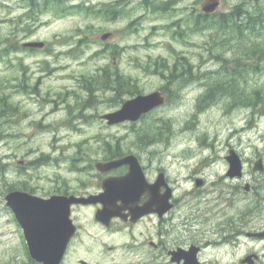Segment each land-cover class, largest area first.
<instances>
[{
    "label": "rangeland",
    "instance_id": "obj_1",
    "mask_svg": "<svg viewBox=\"0 0 264 264\" xmlns=\"http://www.w3.org/2000/svg\"><path fill=\"white\" fill-rule=\"evenodd\" d=\"M116 1L0 0V110L15 109L0 113V264H30L4 196L94 192V164L117 147L122 157H137L153 182L160 171L168 179L188 176L176 190L206 191L208 204L221 191L217 208L236 201L228 209H247L242 203L252 196L242 191L249 185L257 192L255 231L264 230V170L252 171L258 159L264 165V0H219L217 19L201 18L206 0ZM112 5L114 19L105 15ZM220 14L227 16L219 20ZM230 14L239 17L237 27ZM106 33L111 37L101 41ZM25 42L45 48L28 51ZM102 69L131 79L141 96L161 91L166 104L135 124L107 126L101 117L121 103L109 89L92 86ZM238 71L243 77L233 79ZM207 91L214 99L202 102ZM231 149L244 165L241 179L226 175ZM43 156L46 162H35ZM231 190L240 193L232 197ZM79 213L80 221L92 215ZM220 249L227 253L219 264H238L250 251L255 264H264V240L243 238Z\"/></svg>",
    "mask_w": 264,
    "mask_h": 264
},
{
    "label": "flooded vegetation",
    "instance_id": "obj_2",
    "mask_svg": "<svg viewBox=\"0 0 264 264\" xmlns=\"http://www.w3.org/2000/svg\"><path fill=\"white\" fill-rule=\"evenodd\" d=\"M131 1L116 2L123 5ZM174 3V0H170L163 6ZM142 4L147 5L148 0H142ZM109 13L113 17L117 16L118 12L114 5L109 7ZM210 15H216V12ZM142 168L146 176L147 169L143 166ZM127 171L128 167L124 166L107 174L96 173L95 184L91 186L97 189L94 192L84 190L61 195L88 197L100 194L104 179L120 177ZM183 177L184 175L181 178L168 179L163 171H160L157 176L161 178L158 190L143 192L134 199L115 200L110 203L109 207L118 214L108 221L96 219V213L103 208L100 203L72 206L71 220L74 232L60 264H219L222 254L227 253L220 248L229 245L235 248L243 238L255 241V193L257 192L254 188L251 189L246 185L242 191L247 198L252 196L251 203H242L243 208L247 207V209H228L234 206L236 201L224 202L225 207L221 209L215 205V202L220 201L221 191H209L219 194L215 202L208 204L203 195L206 191L176 190L175 186H180L181 182L185 184L188 178L185 176L182 179ZM146 178L149 184L153 183L149 177ZM190 180L193 182L201 180L200 187L204 184L202 179L193 176ZM151 192L157 195L158 210L141 214L138 218L133 217L131 212L136 207L146 212L152 211L154 201L150 200ZM181 193H191V199L185 200L189 196H179ZM238 193L239 190L230 191L232 197ZM249 205L252 207L251 210L248 209ZM85 209L92 211L91 218L80 221L76 213L78 211L81 213V210ZM249 226L252 227L248 229ZM217 251L218 254H215L217 257L208 258L209 254ZM230 255L234 258L232 253ZM29 263L37 264L32 260ZM238 264H255V251L240 257Z\"/></svg>",
    "mask_w": 264,
    "mask_h": 264
},
{
    "label": "water",
    "instance_id": "obj_3",
    "mask_svg": "<svg viewBox=\"0 0 264 264\" xmlns=\"http://www.w3.org/2000/svg\"><path fill=\"white\" fill-rule=\"evenodd\" d=\"M217 6V0H210L202 10L208 14L213 12ZM107 37L108 35H105L102 39L105 40ZM43 46L44 44L41 42L23 44V47L28 49H42ZM164 103V97L156 91L128 100L123 103L120 109L106 114L102 118L108 126L124 122L134 123ZM226 160L229 164L227 176L230 178L241 177L242 164L235 152L230 151ZM124 165L129 166V171L125 176L107 179L102 183L104 193L99 201L103 203L104 208L99 213L98 220H104L106 215L107 218L111 216L108 212L107 202L122 197L137 198L143 192L156 191L160 188L161 178H158L154 184H148L138 160L132 155L108 163H99L96 165V169L98 172L106 173ZM262 169V161L255 162L253 171ZM197 186H201V181H197ZM149 197L154 201L151 210L155 212L158 210L157 195L151 192ZM96 198L77 199L73 196H51L48 199H42L23 192H11L5 197V200L21 227L32 260L39 264H60L74 232V226L70 220V207L79 203H96ZM254 236L258 239L264 238V232L255 233Z\"/></svg>",
    "mask_w": 264,
    "mask_h": 264
},
{
    "label": "trees",
    "instance_id": "obj_4",
    "mask_svg": "<svg viewBox=\"0 0 264 264\" xmlns=\"http://www.w3.org/2000/svg\"><path fill=\"white\" fill-rule=\"evenodd\" d=\"M34 3H32L31 5H33ZM239 7V6H238ZM107 9V11L105 12V15L109 17V11H108V7H105ZM110 17L112 19L115 18V16L113 17V15L110 14ZM210 18V17H209ZM218 17H211V19H217ZM225 17L221 16L219 17V20H223ZM249 20H252V22L256 25L257 23H261L262 19L260 17H252L251 15L248 16ZM118 52H114V54H117ZM189 71V69H188ZM99 75L95 78H93L92 81V86L94 87V85H96L98 88L101 89H109L110 91L113 92L114 95V99L116 100L117 104L122 103V100L125 96L127 97H134L137 94H139L136 90V85L133 81H131V79L129 78H125L122 75H120L118 72L116 71H108V69H102L100 71V73H98ZM235 76H239L243 77V75L241 74V71H238L234 74L233 79H235ZM232 79V80H233ZM229 94H232V92H229ZM215 94L214 93H210V91L204 95L202 102H206L209 100H213L214 99ZM260 95L258 91H255V100L259 99ZM3 103V102H1ZM1 108L3 109L0 110V113H11V114H15V109L11 108L8 105H1ZM118 147L115 148L113 151H109V158L110 159H115V158H119L122 155L119 154L118 152ZM47 157V156H46ZM45 156H43V159H40L38 161H35L36 163L42 162V160L44 161ZM46 160H48V157L45 158V162Z\"/></svg>",
    "mask_w": 264,
    "mask_h": 264
},
{
    "label": "bare ground",
    "instance_id": "obj_5",
    "mask_svg": "<svg viewBox=\"0 0 264 264\" xmlns=\"http://www.w3.org/2000/svg\"><path fill=\"white\" fill-rule=\"evenodd\" d=\"M184 178H185V176L182 179H184Z\"/></svg>",
    "mask_w": 264,
    "mask_h": 264
}]
</instances>
